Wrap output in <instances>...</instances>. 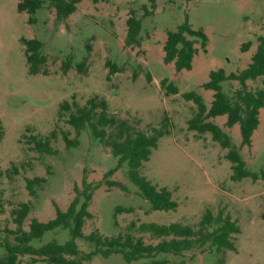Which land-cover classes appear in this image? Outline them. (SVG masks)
<instances>
[{
    "label": "rangeland",
    "instance_id": "rangeland-1",
    "mask_svg": "<svg viewBox=\"0 0 264 264\" xmlns=\"http://www.w3.org/2000/svg\"><path fill=\"white\" fill-rule=\"evenodd\" d=\"M21 0H0V229H15L13 211L21 203L30 204L23 222L27 230L32 219L46 222L55 208L65 210L74 197V187L81 189L82 179L96 187L89 205L90 218L83 233L98 232L105 237L130 234L145 244H156L163 238L141 232L138 225L179 223L192 228L206 210L214 215L221 210L237 221L240 233L233 235L234 250L226 251L225 264H264V180L230 179V162L226 150L208 133L187 128L195 105L182 99L188 91L199 93L208 106L212 91L202 85L211 70L238 73L250 63L257 37L264 36V0H158L151 16H144L141 5L146 0H83L75 11L58 19L53 0H41L31 17L18 12ZM130 9L141 19V45L124 46L125 21ZM185 17L194 29H203L208 37L205 52L196 44L197 53L190 70L176 72L172 64L162 61L166 32L175 30ZM37 39L46 56L44 73L30 75L25 63L21 39ZM250 43L247 51L240 46ZM69 59L70 69L64 74L61 64ZM86 59L83 71L76 69ZM106 61L122 70L108 76ZM150 74V81L146 80ZM168 78L178 87L175 95H166L159 81ZM251 91L264 89V76L247 80ZM229 97L239 88L237 81L222 84ZM97 96L107 104V113L125 121L132 129L146 135L165 127L167 134L158 139L156 149L143 162L141 173L157 189L166 188L177 203L173 211H153L138 188L126 176L127 166L118 165L110 148L95 139L88 129L81 131L77 145L67 148L63 136L76 139L67 123L70 111L61 109L64 102L84 105ZM226 132L246 164V168L264 171V108L259 111V125L250 146H242L238 125L225 126V116L209 118ZM114 133L115 128H107ZM48 138L57 152L39 154L31 137ZM48 168V172H47ZM42 177L46 181L30 195L26 179ZM116 207L131 208L130 213L116 212ZM134 223L132 229L128 226ZM11 235L0 232V245ZM70 239L68 230L46 231L29 243L34 248ZM82 253L93 251V245L75 239ZM5 250L0 246V257ZM220 255L206 244L180 255L157 253L130 264L151 260L165 264H217ZM22 264L29 257L19 256ZM35 264H47L37 262ZM83 264H128L121 254L104 258L99 254Z\"/></svg>",
    "mask_w": 264,
    "mask_h": 264
},
{
    "label": "trees",
    "instance_id": "trees-1",
    "mask_svg": "<svg viewBox=\"0 0 264 264\" xmlns=\"http://www.w3.org/2000/svg\"><path fill=\"white\" fill-rule=\"evenodd\" d=\"M83 0H53L58 19H64L72 14L78 3ZM97 3L100 0H90ZM158 0H146L141 5L144 16L153 15ZM41 0H21L17 5L18 12H25L30 17L28 22L32 23V15L40 8ZM126 34L124 46L138 48L141 45V19L136 16V11L130 9L125 21ZM21 43L25 52V63L30 75L44 73L46 56L42 53V43L37 39H24ZM208 37L203 29H194L187 17L175 30L167 31L165 41L162 45L164 64H172L176 72L190 70L192 60L197 53L196 44L205 52ZM250 43L240 46L242 52L247 51ZM86 59L78 63L76 69L83 71ZM108 76L121 71L115 64L106 61ZM71 67V61L67 59L61 64L62 72L65 74ZM264 76V36L257 37L255 51L250 57L248 66L238 73L226 74L223 69L211 70L208 80L202 85L205 90L212 91V99L207 106L202 96L196 91H188L181 94L185 101L195 105V113L187 120V128L197 133H208L220 148L226 150L225 158L230 162L232 181H240L249 178L252 181L264 180V171L253 172L246 168V164L239 152L238 147L232 144L229 135L221 127L209 121V118L225 116V126L238 125L240 143L242 146H250L252 135L259 125V111L264 108V89L251 91L247 88V80H255ZM150 74L146 73V80L150 81ZM228 80L237 81L239 88L229 97L223 92L222 83ZM160 87L166 95L178 93V87L168 78L159 81ZM61 109L70 111L67 123L74 129L76 139L70 140L63 136L67 148L77 145V137L84 129H88L92 136L110 148L113 157L117 158L118 165L127 166V179L139 190L142 197L150 204L153 211H173L177 203L172 200L171 193L166 188L157 189L142 173L143 162L148 161L151 151L156 149L158 139L167 134L165 127L153 129V134L148 136L141 130L132 129L125 121H118L107 113V104L103 99L93 96L86 100L84 105L76 102L68 104L64 102ZM107 128H115L114 133H107ZM4 132L0 124V142ZM33 149L43 155H55L56 150L50 145L48 138L31 137ZM47 168V172H48ZM2 175L0 171V176ZM46 181L42 177L26 179L25 187L30 195L34 194V188ZM96 187L82 179L81 189L74 187V197L65 210L55 208V215L46 222L32 219L28 229H23V222L30 212V204L21 203L13 211V223L15 229H0L12 236L13 242L7 237L0 245L4 250V256L0 257V264H22L19 256L29 257V264L43 262L47 264H83L89 262L96 254L106 258L111 254L119 253L124 260L130 264L142 257H150L157 253H170L180 255L206 244L214 247L220 256L217 264H225L224 255L226 251L234 250L233 235L239 234L240 229L236 220L229 215H224L219 210L215 215L206 210L197 223L196 228L179 223L157 224L154 222L141 223L138 229L141 232L150 233L155 238H163L156 244H145L140 239H135L130 234H118L114 237H105L98 232H90L85 235L83 226L90 218L89 205ZM116 212L130 213L131 208L124 209L116 207ZM134 223L128 226L132 229ZM66 229L70 239L64 244L54 242L46 243L39 248L29 245L31 240L39 239L46 231L55 229ZM80 238L93 245V251L82 253L78 250L75 239ZM141 264H165V261L151 260ZM179 264H185L180 262Z\"/></svg>",
    "mask_w": 264,
    "mask_h": 264
}]
</instances>
